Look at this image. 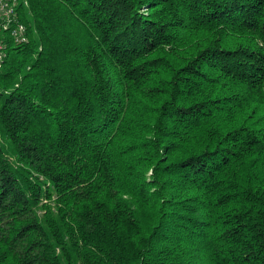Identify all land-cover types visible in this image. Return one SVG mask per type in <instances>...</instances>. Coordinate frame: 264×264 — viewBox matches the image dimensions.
<instances>
[{"label":"trees","instance_id":"16d2710c","mask_svg":"<svg viewBox=\"0 0 264 264\" xmlns=\"http://www.w3.org/2000/svg\"><path fill=\"white\" fill-rule=\"evenodd\" d=\"M17 1L0 264H264V0Z\"/></svg>","mask_w":264,"mask_h":264},{"label":"built area","instance_id":"2783aa9c","mask_svg":"<svg viewBox=\"0 0 264 264\" xmlns=\"http://www.w3.org/2000/svg\"><path fill=\"white\" fill-rule=\"evenodd\" d=\"M17 0H0V21L2 30L8 31L15 44L27 43V30L24 25L18 23L16 7ZM0 45V59L3 58Z\"/></svg>","mask_w":264,"mask_h":264}]
</instances>
